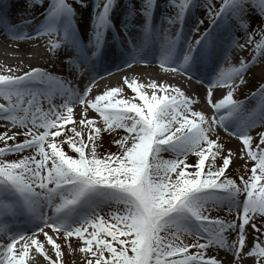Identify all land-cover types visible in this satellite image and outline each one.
I'll use <instances>...</instances> for the list:
<instances>
[{
  "label": "snow or ice",
  "instance_id": "1",
  "mask_svg": "<svg viewBox=\"0 0 264 264\" xmlns=\"http://www.w3.org/2000/svg\"><path fill=\"white\" fill-rule=\"evenodd\" d=\"M24 7L12 23L0 0V26L50 63L0 65V264H264V0Z\"/></svg>",
  "mask_w": 264,
  "mask_h": 264
},
{
  "label": "bare ground",
  "instance_id": "2",
  "mask_svg": "<svg viewBox=\"0 0 264 264\" xmlns=\"http://www.w3.org/2000/svg\"><path fill=\"white\" fill-rule=\"evenodd\" d=\"M0 42H1L0 43V65L7 63L9 65L16 64L17 67H20L19 61H21V60H22L24 66L37 65V64H39L41 66H47L50 63V61L48 60V56L45 54L46 45L43 44V38H42V45H43L42 47H36L35 41L29 40L28 44H31L32 48L29 49L25 44L22 43L20 45L19 51H17L14 48L16 41L14 39L8 38L7 35L4 37H0ZM2 43H4V44L6 43L5 45L8 46L11 49V51L7 50V51L3 52L1 46H4V45ZM28 51L33 52L34 55L29 57L28 55H26V53ZM244 54L248 55V51L245 50ZM262 61H264V58H262ZM233 62H237V59L235 58L233 60ZM55 67L58 69L59 65L57 64ZM254 68L255 67H252L251 69H249V71L252 73V75L246 77L247 83L235 93V95L237 97H242V96L246 95L249 91H251V89L255 86V84L260 81V68L257 67L255 70H254ZM25 70H26V67H25ZM160 71H162V70L159 68V64L156 63L155 61L148 63L146 65H141V64L132 65L128 68L121 66L117 70H113L112 68L108 69L106 74L103 72L100 73V79L98 82L102 83V84L111 85L112 83H115L117 81L118 77L125 72H127L129 74H133V73L138 74L142 78H145V79H147L149 76L154 78L155 75H157ZM175 79H176L177 83H180V81L182 80L179 77H176ZM206 87H207L206 82L204 84L198 83L197 85H195V87L192 86L191 89H186V90H189V91L194 90V91H197L198 93H203L204 90L206 89ZM239 143L240 142L236 138H233L231 140V146L233 148H236L239 145ZM240 163H241L240 160H236V161L232 162L234 167H236V165L240 164ZM69 240L75 246L74 239L69 238ZM62 247H65V249H66V245H62ZM69 261L73 262V264H82V261L80 260L78 253L75 256L69 257L67 255V249H66L65 264H69ZM30 264H32V263H30ZM41 264H43V263H41Z\"/></svg>",
  "mask_w": 264,
  "mask_h": 264
},
{
  "label": "rangeland",
  "instance_id": "3",
  "mask_svg": "<svg viewBox=\"0 0 264 264\" xmlns=\"http://www.w3.org/2000/svg\"><path fill=\"white\" fill-rule=\"evenodd\" d=\"M22 4H24L25 5V1L22 3ZM26 10H28V9H26ZM252 24H253V26H255L258 22H260V16L259 15H255V14H253L252 15ZM1 43V42H0ZM4 46H1L2 47V50H3V52H5V51H11V49L8 47V46H6L4 43H2ZM247 50V49H246ZM198 107H199V105H198ZM0 130H3V129H0ZM107 140H108V138L107 137H105V141H106V143H105V147H108V144H107ZM189 160H193L194 159V154L193 155H190L189 156V158H188ZM236 167H234L233 166V164L231 163L230 164V169L229 170H231V169H235ZM249 238H251V237H249ZM30 263H32V264H41V263H45V258L43 257V255L42 254H38V255H32L31 253H30Z\"/></svg>",
  "mask_w": 264,
  "mask_h": 264
}]
</instances>
